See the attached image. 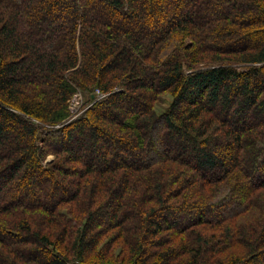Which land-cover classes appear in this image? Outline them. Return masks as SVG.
<instances>
[{
    "label": "trees",
    "instance_id": "trees-1",
    "mask_svg": "<svg viewBox=\"0 0 264 264\" xmlns=\"http://www.w3.org/2000/svg\"><path fill=\"white\" fill-rule=\"evenodd\" d=\"M262 220L264 0H0V264H264Z\"/></svg>",
    "mask_w": 264,
    "mask_h": 264
},
{
    "label": "rangeland",
    "instance_id": "rangeland-1",
    "mask_svg": "<svg viewBox=\"0 0 264 264\" xmlns=\"http://www.w3.org/2000/svg\"><path fill=\"white\" fill-rule=\"evenodd\" d=\"M63 10H64V8L59 9L57 11V15H59L61 12H63ZM94 95L97 97V99H101L100 97H103L102 96L103 95L102 92L100 90H98V89H95ZM83 103H84V96H82L81 93L75 95L72 98L71 103H70V111H71V113H70V119H69L68 122H74V121L77 120L78 117H80L82 115V112L85 109L84 108L85 106L83 105ZM73 142H75V140H73L72 143ZM105 142L107 144H111V141L110 140H105ZM88 155H89V157L92 158V156H94V153L93 152H90V154H88ZM132 156L133 157L130 160L131 162L134 161V160L137 161V162L142 160L141 158H134L135 155H132ZM53 159H54V155H51V156L48 157V161L53 160ZM157 220H160V216L157 217ZM263 221L264 220H262V222ZM150 251H151V249L147 246L145 248V251L143 252V256L144 257H147L149 255V252ZM251 264H257V263H251Z\"/></svg>",
    "mask_w": 264,
    "mask_h": 264
},
{
    "label": "built area",
    "instance_id": "built-area-1",
    "mask_svg": "<svg viewBox=\"0 0 264 264\" xmlns=\"http://www.w3.org/2000/svg\"><path fill=\"white\" fill-rule=\"evenodd\" d=\"M102 96H104V94Z\"/></svg>",
    "mask_w": 264,
    "mask_h": 264
}]
</instances>
